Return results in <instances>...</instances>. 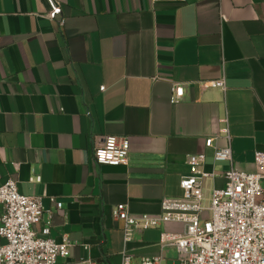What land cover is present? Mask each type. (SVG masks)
<instances>
[{
    "label": "crops",
    "instance_id": "1",
    "mask_svg": "<svg viewBox=\"0 0 264 264\" xmlns=\"http://www.w3.org/2000/svg\"><path fill=\"white\" fill-rule=\"evenodd\" d=\"M55 3L62 13L52 19ZM222 78L225 90L205 85ZM175 84L184 95L173 104ZM224 118L233 166L254 172L264 151V0H0V185L14 179L42 197L50 236L74 243L61 264H122L125 250L131 264L159 254L180 264L160 237L182 225L136 229L126 244L112 211L159 214L164 198L183 196L191 154H205L215 174L207 197L224 187L232 164L206 145H228ZM109 135L128 137L127 165L95 161Z\"/></svg>",
    "mask_w": 264,
    "mask_h": 264
},
{
    "label": "built area",
    "instance_id": "2",
    "mask_svg": "<svg viewBox=\"0 0 264 264\" xmlns=\"http://www.w3.org/2000/svg\"><path fill=\"white\" fill-rule=\"evenodd\" d=\"M61 7L54 4L50 18L61 15ZM222 20L226 17L222 15ZM64 19L60 24L64 25ZM207 87L226 89L225 79L207 81ZM105 86L100 88L105 90ZM184 95L182 85L172 87L171 102H180ZM224 127L221 134L228 140L225 147L214 146V138L206 141L214 147L215 162L233 163L231 136L228 120H221ZM94 159L103 165H127L130 155V141L126 136L109 135L101 145L93 149ZM190 172L181 177L183 189L181 198H164L159 214L134 215L128 205L118 204L113 216L123 222L124 241L132 240L136 229L158 228L168 224H180L181 231L163 230L160 245L173 246L177 250L180 264H264V151L255 153V171L245 172L233 164L225 172V186L214 188L208 198L205 182L215 176L204 170L205 154H191L187 157ZM39 181L40 177L32 178ZM56 203L55 199H51ZM0 204L4 212L0 217V264H61L60 258L71 256L74 243L65 235L62 241L51 234V211H46L42 197L21 193L18 182L8 179L0 185ZM62 208L63 203H56ZM48 217L44 219L45 213ZM207 212L206 218L202 214ZM41 225L39 231L36 226ZM88 249V246H85ZM122 264H131L132 257L126 250L122 253ZM100 264L87 259L81 263ZM140 264H164L161 254L144 256Z\"/></svg>",
    "mask_w": 264,
    "mask_h": 264
},
{
    "label": "rangeland",
    "instance_id": "3",
    "mask_svg": "<svg viewBox=\"0 0 264 264\" xmlns=\"http://www.w3.org/2000/svg\"><path fill=\"white\" fill-rule=\"evenodd\" d=\"M207 215H208V213H207V212H204V213L202 214V217H203V218H206Z\"/></svg>",
    "mask_w": 264,
    "mask_h": 264
}]
</instances>
